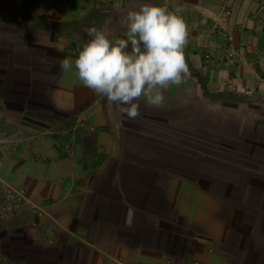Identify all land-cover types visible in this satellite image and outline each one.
Here are the masks:
<instances>
[{"label":"crops","instance_id":"0c3cea01","mask_svg":"<svg viewBox=\"0 0 264 264\" xmlns=\"http://www.w3.org/2000/svg\"><path fill=\"white\" fill-rule=\"evenodd\" d=\"M117 2L0 0V264H264V0H123L188 33L134 120L60 68L126 38Z\"/></svg>","mask_w":264,"mask_h":264},{"label":"clouds","instance_id":"9594fccd","mask_svg":"<svg viewBox=\"0 0 264 264\" xmlns=\"http://www.w3.org/2000/svg\"><path fill=\"white\" fill-rule=\"evenodd\" d=\"M113 8L122 16L126 38L112 41L105 31L91 27L87 29L90 39L83 44L74 65L65 58L60 68L67 72L74 66L83 86L106 97L134 120L141 114V97L148 107L161 108L163 90L170 85L179 87L190 77L184 55L187 26L162 6L125 10L123 0H118Z\"/></svg>","mask_w":264,"mask_h":264},{"label":"built area","instance_id":"2783aa9c","mask_svg":"<svg viewBox=\"0 0 264 264\" xmlns=\"http://www.w3.org/2000/svg\"><path fill=\"white\" fill-rule=\"evenodd\" d=\"M24 199L25 197L22 190L8 188L4 196L5 208L12 212L16 206H19L23 203Z\"/></svg>","mask_w":264,"mask_h":264},{"label":"rangeland","instance_id":"374dc122","mask_svg":"<svg viewBox=\"0 0 264 264\" xmlns=\"http://www.w3.org/2000/svg\"><path fill=\"white\" fill-rule=\"evenodd\" d=\"M264 34V33H263ZM263 47H264V45H263Z\"/></svg>","mask_w":264,"mask_h":264}]
</instances>
